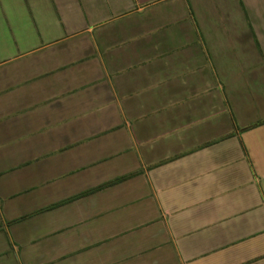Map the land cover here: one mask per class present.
Segmentation results:
<instances>
[{"label":"crops","instance_id":"0c3cea01","mask_svg":"<svg viewBox=\"0 0 264 264\" xmlns=\"http://www.w3.org/2000/svg\"><path fill=\"white\" fill-rule=\"evenodd\" d=\"M0 264H264V0H0Z\"/></svg>","mask_w":264,"mask_h":264}]
</instances>
